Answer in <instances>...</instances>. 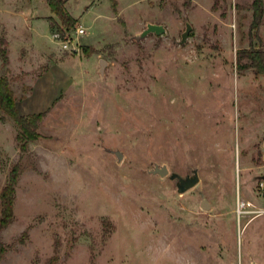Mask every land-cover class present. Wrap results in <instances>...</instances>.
Segmentation results:
<instances>
[{
	"label": "rangeland",
	"instance_id": "rangeland-1",
	"mask_svg": "<svg viewBox=\"0 0 264 264\" xmlns=\"http://www.w3.org/2000/svg\"><path fill=\"white\" fill-rule=\"evenodd\" d=\"M65 2L72 28L0 0V78L21 115L46 112L22 154L0 111V193L24 169L0 264H264V75L237 63L264 48L254 0ZM148 24L166 31L139 40ZM195 172L180 194L171 175Z\"/></svg>",
	"mask_w": 264,
	"mask_h": 264
},
{
	"label": "trees",
	"instance_id": "trees-1",
	"mask_svg": "<svg viewBox=\"0 0 264 264\" xmlns=\"http://www.w3.org/2000/svg\"><path fill=\"white\" fill-rule=\"evenodd\" d=\"M53 15L61 21V25L72 28L77 20L67 10L65 0H47ZM254 19L251 30L258 32L264 17V0H254ZM60 34H64V28H58ZM86 55H90L88 48L84 50ZM4 59H8L7 53L0 50ZM237 63L240 70L253 69L257 75H264V48L251 46L250 49L239 50L237 53ZM0 111L13 119L19 128L17 141L22 154L29 152V145L37 141L41 135L38 132L40 123L46 112L39 114L21 115L17 108V97H15L8 78H0ZM22 164L18 163L11 170L7 183L0 193V263L7 251V247L2 241V233L15 219V202L17 185L23 173Z\"/></svg>",
	"mask_w": 264,
	"mask_h": 264
},
{
	"label": "water",
	"instance_id": "water-1",
	"mask_svg": "<svg viewBox=\"0 0 264 264\" xmlns=\"http://www.w3.org/2000/svg\"><path fill=\"white\" fill-rule=\"evenodd\" d=\"M194 27L190 22H186V30L181 36V41L178 42L180 45H184L188 42V39L190 37L191 32L193 31ZM166 29L162 25H156V24H148L147 29L138 36V39L141 40L143 38H146L150 34H156V35H162ZM101 67H102V72L104 71L106 67V62L101 61ZM114 153L117 157L118 160L121 161L123 158L122 152L119 151H111ZM150 174L152 175H158L163 178L168 177L170 175V170L167 165H156L152 170L149 171ZM172 180H178V192L180 194L194 188L199 182H200V177L197 172L193 176H189L187 178H183L178 174H172L171 175ZM264 179V177H263ZM201 207L209 210L211 208V204L208 202V200L203 196V199L201 201Z\"/></svg>",
	"mask_w": 264,
	"mask_h": 264
},
{
	"label": "built area",
	"instance_id": "built-area-1",
	"mask_svg": "<svg viewBox=\"0 0 264 264\" xmlns=\"http://www.w3.org/2000/svg\"><path fill=\"white\" fill-rule=\"evenodd\" d=\"M84 33H85V29L83 27L78 28L77 32H76V34H77L76 38L78 39V37L83 35ZM74 40H75V38H74ZM74 40L70 39L68 36L66 37L65 34H64V39L60 40L63 49L69 50L70 49V44L73 43ZM73 49L78 50L77 47H74Z\"/></svg>",
	"mask_w": 264,
	"mask_h": 264
},
{
	"label": "crops",
	"instance_id": "crops-1",
	"mask_svg": "<svg viewBox=\"0 0 264 264\" xmlns=\"http://www.w3.org/2000/svg\"><path fill=\"white\" fill-rule=\"evenodd\" d=\"M53 66H55V65H53ZM17 107H18V105H17ZM18 110H19V108H18Z\"/></svg>",
	"mask_w": 264,
	"mask_h": 264
}]
</instances>
